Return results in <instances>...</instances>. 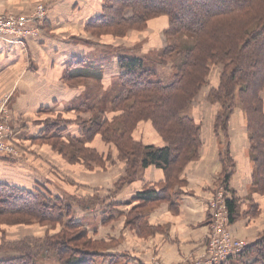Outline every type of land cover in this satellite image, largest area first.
I'll return each mask as SVG.
<instances>
[{"label": "trees", "instance_id": "16d2710c", "mask_svg": "<svg viewBox=\"0 0 264 264\" xmlns=\"http://www.w3.org/2000/svg\"><path fill=\"white\" fill-rule=\"evenodd\" d=\"M102 11L96 22L88 24L93 36L124 37L129 30L143 32L152 21L164 18L168 21L163 32L167 45L154 65L145 56L116 54L120 75L113 88L114 97L102 109H88L93 115L82 127L78 125L82 141H76L77 152L68 157L85 159L88 165L101 164L103 155L89 146L100 137L125 165L128 181L151 166L163 170L165 180L159 191L151 186L136 196L144 208L170 201L177 194L174 188L182 184L186 167L200 158L202 124L187 112L210 83L213 69L221 67L217 85L210 87L207 98L217 106L215 129L227 134L231 117L238 108L242 110L254 164L253 186L264 195V0H110ZM169 62L173 68L167 70ZM75 72L87 75L82 69ZM88 76L102 78V65L89 64ZM74 77L66 75L68 80ZM56 116L59 120L48 121L36 140L62 142L74 123L60 126L65 117ZM148 123L163 146L146 144L137 136L140 127ZM82 154L84 157L79 158ZM225 157L226 187L234 173V162L228 149ZM226 203L233 224L239 216L238 201L227 198ZM71 209L69 199L50 198L0 183V225L28 224L32 220L41 226L61 228L57 234L42 238L15 242L3 239L0 255H15L0 257V264H39V258L49 257L48 253H53L59 264H92L89 259L78 258L79 253L100 256L92 251L96 244L87 231H78L83 225L70 216ZM139 211L129 213V225L137 224ZM261 240L238 258L255 254L252 264H264Z\"/></svg>", "mask_w": 264, "mask_h": 264}, {"label": "crops", "instance_id": "0c3cea01", "mask_svg": "<svg viewBox=\"0 0 264 264\" xmlns=\"http://www.w3.org/2000/svg\"><path fill=\"white\" fill-rule=\"evenodd\" d=\"M16 1L0 0V13H9L13 5V8H16ZM46 3L50 5L49 14L43 23L44 31L49 35L47 38L44 37L38 42L28 40L29 42L26 43L9 46L0 42V104L6 101V97H4L6 93L13 95L18 88L19 92L16 93V99L13 101L12 111L25 112L22 117H19L21 129H24L22 124L24 121H26L24 123L26 129V126L30 127L28 121L36 120L34 124H38L37 128L31 129L36 132L31 137L32 144H35L36 141L40 142L36 140V137L44 129L43 126L39 128L42 122L51 119L54 114L63 115L60 111H56L59 106L77 101L82 97L81 89L74 88L70 92L61 89L63 81L58 80V77L66 71L80 70L88 62H95L102 65L104 88L108 89L112 80H115L114 86L118 84L120 75L116 59L117 53L112 55L111 61H109L108 55L117 51L114 49H118V47L126 50L118 44V41V45H116L113 43L114 40L107 37L94 38L92 34H88V38L83 36L82 32L85 31L89 21H93L99 16L97 13L100 12L102 3L98 5V9H96L97 6L88 5L83 11L76 10V4L70 0H48ZM26 4L21 7L18 5L20 10H16L14 13L28 14L27 11L30 7H27ZM87 14H89V18L87 17V21L84 22ZM155 24H158V28ZM167 25L168 21L162 18L151 22L148 27L157 37L160 46L164 42L163 31ZM79 30H81V34H78ZM76 34L88 40V45L92 49L78 46L67 39V36ZM145 36L147 37L146 34ZM57 42L62 43L59 45L56 44ZM157 43L150 42L147 45L149 51L160 47L156 48ZM95 44L102 48L98 50ZM52 46L55 48L51 49ZM105 46H111L113 49H103ZM14 49L17 51L12 54ZM126 51L130 55H142L133 50ZM80 56L87 58L76 61L77 63L72 60L71 65L68 63L73 57ZM85 72L88 75V71ZM49 76L56 77L58 82L54 84L55 80L52 82ZM107 76H110L109 82H105ZM44 78L45 81H43ZM64 81L66 80L64 79ZM29 83L32 85L28 86ZM64 83L69 85V81ZM47 84L50 85V89L43 93V86ZM202 92L203 90L187 112L189 116L202 124L200 158L186 167L181 178L182 184L174 188V192L177 194H174L168 202L151 204L144 208V205L136 197L147 187L162 184L165 180L163 170L155 166L148 167L140 173L136 180L125 183V165L116 161V157L112 158L111 156L103 158L98 172L95 169L98 168L95 167L96 164L91 166L95 170L89 171L88 164L84 162H81L77 167H71L72 165L66 160L58 158V161H53V166L59 165L61 167L59 171L63 173L66 170L67 176H63L65 179H62V175L57 170H51L52 180H48V186L38 183L39 187L36 186L38 191L15 184L14 182H20L22 177L16 172H9L6 169L13 165L0 163V169L6 170L4 180H0V182L11 186H20L33 192L47 190L45 195L56 199L75 198V194H69L67 184L76 187L74 191L84 189V199L80 200L82 204H79L81 207L72 204L71 212L76 216L71 214V217L86 224L89 238L96 244L92 251L97 252L100 256L96 264H182L188 260L201 258L204 254L206 239L211 227L209 202L223 186L224 158H226L225 152L228 149L234 162V174L229 181L228 189L238 201L239 209V218L230 224V230L236 238L248 240L251 246L260 239H264V196L252 186L254 164L251 160L246 121L244 122L243 115L241 117L237 112L231 117L227 134L222 133L220 129L216 130L215 119L218 111L217 109L203 111L207 106H203L206 98L204 95L199 102ZM82 105L84 103L80 106ZM85 112L88 113V111ZM26 114L33 118H25ZM87 121L88 117L85 118V122ZM74 129H76V134L73 138L76 141H82V129L78 125H72L65 133L62 142L65 143L70 139ZM20 132L23 131L20 130ZM137 136L142 138L146 144L163 146L150 123L142 125ZM96 141L102 143L101 149L93 146ZM42 142L44 143H40L45 145L50 140L44 139ZM41 144L38 146L40 147ZM91 146L101 155L107 153L106 145L99 137L91 143ZM54 149L50 148L53 155ZM56 152L58 151L56 150ZM109 165L115 166L110 168ZM77 172H81L82 176ZM99 172L102 173L98 178L93 177ZM22 175L24 177L33 176L26 175V173ZM156 189L160 190L158 187ZM75 193L80 194V190ZM133 209H140L138 212L140 218L134 226L127 223V217ZM36 225L44 228L43 233L37 237H44L47 227ZM60 229L57 228L56 232ZM244 258H232L227 264H252L253 259L244 261Z\"/></svg>", "mask_w": 264, "mask_h": 264}, {"label": "rangeland", "instance_id": "374dc122", "mask_svg": "<svg viewBox=\"0 0 264 264\" xmlns=\"http://www.w3.org/2000/svg\"><path fill=\"white\" fill-rule=\"evenodd\" d=\"M47 1L48 0H17L16 3L14 2L17 5V6H15L16 8H13V6H14L13 5L12 6L13 10L11 8V11L9 13H14V11L20 10L19 7H21V6H23V4L27 3L26 4L27 7H30L28 9L29 11H27L28 13L31 12L32 10H34L37 5H44L47 8V11L49 14V6L50 5H48L46 3ZM70 1L73 4H76L75 9L78 11H80V10L83 11L86 8V6H88V5L93 6V7L97 6L96 9H98L99 8L98 5L100 3H102V5H101L102 8H101L100 12L97 13L99 15H102V13H103L102 9L104 7V4L105 3L108 4L110 0H102V2H101V0H70ZM18 5H20V6L18 7ZM80 8H82V9H80ZM88 15L89 14H87L86 18L84 19V22L87 21V17L89 18ZM96 21H97V19H95L93 21L90 20L89 22L92 23V22H96ZM154 21H156V20H154ZM154 21H152V22H154ZM155 25L158 28V24H155ZM44 27H45V25H43V29L41 28L40 34L38 37L28 39V40H35L36 42H38V41H41L44 37L47 38V36H49V35L46 33V31H44L45 30ZM92 31H93L92 29H88V25H87L85 31H83L82 34L84 37L88 38V36H89L88 34H90ZM77 32H78V34H81V30H79ZM144 32H147V33H144ZM145 34L147 35V37L145 36ZM93 37L94 38H102V37L106 38L107 37L111 40H114L115 42H113V43H115L116 45L119 44V45L123 46L124 49H126V50H133L134 52L136 51V52L142 54L140 56H145L147 61H149L151 63H153L154 60L159 59V54L163 51L164 47L167 45V41H166L165 37H163L164 42H162V44L163 43L164 44H163V46H162V44L160 46V43L158 42L157 37L153 34L152 30L148 29V28L145 29L143 31V33L140 31L129 30L124 37H122V36L116 37V36H112V35L99 36V37L93 36ZM125 38H127V39H125ZM67 39L71 40L72 43H75L78 46L85 47L87 49L88 48L92 49V47L90 45H88V40H85L84 38L79 37L77 34L73 35V36H67ZM121 39H125V40H121ZM28 40L25 41L24 43L29 42ZM49 40H50V38H49ZM117 41H118V44H117ZM152 41H154V44H156L158 42L157 45H155L156 48L158 46H160V47H158L156 50L149 51V49L147 48L148 47L147 45H149V43ZM61 43L62 42H57L56 44L60 45ZM113 43H110V44H113ZM178 44L180 47L186 46V45H182V43H178ZM17 45H19V44H17ZM91 45H93V43H91ZM95 45L98 47V50H100L99 48H102L98 44H95ZM54 48H55V46H52L51 49H54ZM106 48L113 49L111 46H109V47L105 46L103 49H106ZM114 50H117L118 52L113 51V52L109 53L110 54V55H108L109 61L112 60V58H113L112 55L114 53L128 52L126 50H122L120 47H118V49H114ZM16 51L17 50L14 49L12 51V54L15 53ZM96 52H98V51H96ZM85 58H87V57H85V56L73 57L71 60L68 61V63L71 65L72 60H74V62H76V61H80V60H85ZM89 64L90 65L93 64L94 66L101 65V64H97L95 62L94 63L88 62V64L86 66H84L82 69L85 71H88V65ZM153 65H154V63H153ZM170 67L173 68V64H171V62L168 63L167 70ZM76 70L77 69H75L71 72L66 71L62 75H60V77H58V80L60 79L61 81H63L62 86H60V88L63 89L64 91L70 92L74 88H76V89H81L83 92L82 97L79 100L74 101V102H70V103H65L64 105L59 106L57 108L56 111H58V112L60 111L61 113H63V115L65 117L64 120H61L62 124L60 126L74 123L73 125H76V126L79 125L80 127H82L84 122H85V118L88 117V119H89L93 115L91 113H86L85 111H89L88 110L89 108L90 109L92 108L94 111H96L97 109H102L103 106L105 104H109L111 99L114 97V92H113L114 91L113 90L114 83L113 82L115 80L111 81L109 88L110 87H112V88H110V89L108 88L109 89L108 90V89L104 88V82H103L104 78L103 77L102 78H96L94 76L79 74V73L75 72ZM164 70L165 69L161 70L160 73L164 72ZM220 72H221V67L213 69V72H212L210 79H209L210 83H208L207 86L204 87L203 92L201 94V97L199 98V102H200V99L203 98L202 97L203 95H204V97H206L205 101L203 102V106L206 105L207 107L203 111H212V110L217 108V106H213L212 104H210L207 101V98H208V92L210 90V87L215 86L217 84ZM68 73H69V75L73 74L76 77H74L72 80H68L67 79L68 77L66 78V75L69 76ZM166 73H167V71H166ZM82 75H84V76H82ZM49 78H51L52 82L55 80V82H53L54 84H56V82H58V81H56V79H57L56 77L49 76ZM64 79L66 81H64ZM109 80H110V76H107L105 79V82L106 81L109 82ZM43 81H45V78L43 79ZM67 81H69V85H68V83L67 84L64 83ZM112 83H113V85H111ZM31 85H32L31 83L28 84V86H31ZM48 89H50V85L49 84L44 85L43 86V93L46 92ZM85 91H86V93H85ZM18 92H19V90L17 88L16 92L13 95L11 93H6V95L4 96V97H6V99H5L6 101H3L0 104V107H1V105L5 102L7 105V108H8V112L10 114V119H9V121H7L8 123H6V124L3 123L5 126V130L2 128V123H0V128H2V129H0L1 130L0 131V147L3 149V152L0 153V163H7V164L13 165L12 167H9L6 169L9 172L10 171L13 173L16 172L20 177H22V179H20V182H14L15 184L27 186L31 189H34L35 191H38L36 188V186L39 187L38 183H41L42 185L48 186V180L49 181L52 180V176H51L52 171L51 170H55V171L57 170L59 172V174L62 175V179H65L63 176H67L66 170H64L63 173H61V171H59V170H61V167L59 165L53 166L54 160L58 161L59 159H64L70 165H72L71 167L79 166L81 164L80 160H82L85 164H88V161L86 162L85 159H74L73 160V159H70L68 157V156L72 155V153L77 152L76 140L73 138L76 134V129L72 130V135L70 136V139H68V141L65 143H62L61 141L54 140V141L46 142L45 145L44 144L42 145L41 143H44V142H42V140H39L41 143L36 141L35 144L34 143L32 144L31 137L34 136L36 132L32 131L31 129L37 128L36 126H38V124H34V122L36 120L28 121L27 123L30 124V127L27 128V126H26V129H25L24 123H26V121H24V123H22L24 125V129H21V124H20L21 119L19 117H22V115L25 112L12 111V109H13L12 106H14L13 101L16 99V93H18ZM7 94H9V95H7ZM41 95H42V93H41ZM39 97H41V96H39ZM263 98H264V93H263ZM82 103H84V105L80 106ZM237 112H238V115H240L241 117L243 115V117H244V114L240 108L237 109L236 113ZM77 114H80L81 116L77 115ZM25 118H33V117L30 116L29 114H26ZM58 120L59 119L54 114V115H52L51 119L42 122L39 125V128H41V126L45 127V125L48 121H49V123H51L53 121L57 122ZM64 121H66V123ZM244 122H245V120H244ZM70 127L71 126H69V128ZM20 130H22L25 133L24 134H23V132L21 133ZM96 138H98V137H96ZM91 143L89 144V146L92 148ZM39 144H41L40 147L38 146ZM104 144L106 145L105 149L107 150V153L104 154L102 157L103 158L105 156H111L112 158L116 157V161L120 162L118 160V157L116 156L114 148L112 146L108 145L106 142H104ZM55 145L59 146V148L54 149L53 147ZM93 146L98 147L99 149H101L103 147V145L100 141H96L93 144ZM60 147H62V150ZM50 148L55 150V151L53 150L54 155L50 152L51 151ZM56 150L58 152H56ZM83 157H84V154H82L79 158H83ZM90 164L87 165L89 171H94L96 169L98 172V170L101 168V164L95 163L96 164L95 167H98V168H95L93 170L92 169L93 167H91V166H93L94 163H92L91 166H90ZM113 166H115V165H109L110 168H112ZM5 172H6V170L0 169V180H4V173ZM24 173H26V175H33V176H30V177L25 176L24 177L22 175ZM100 173H102V172H99L97 175H95L93 177L98 178ZM125 173H126V167H125ZM77 174L82 176L81 172H77ZM89 177L92 178L91 176H89ZM124 181H125V183L133 182V181L127 180V174H125ZM252 182H253V180H252ZM228 184L226 185V187L223 184V186L217 191V193L219 191H222L225 194L226 199L227 198H234L232 193L228 189ZM57 185L60 186L59 184H57ZM252 186H253V183H252ZM60 187H62V186H60ZM66 187L68 189L69 194L70 193L75 194L74 195L75 198L69 199V202L73 205H78L79 207H81L80 205L82 204V202H80V200L84 199V196H83L85 194L84 189H82V188L77 189V190H80V194H81L80 195V194L75 193L77 191V190L74 191L76 187H72L68 184L66 185ZM157 187L159 189L161 188L160 185L156 186V188ZM84 188H86V187H84ZM253 189H255L254 186H253ZM255 190H257V189H255ZM40 192L43 194H47V190H45V192H43V191H40ZM214 196H213V198H214ZM262 196H264V195H262ZM78 197H81V198H78ZM76 198H78V199H76ZM209 204H210V202H209ZM71 214L73 215L74 213L71 212ZM74 215L76 216V214H74ZM87 215H88V212H87ZM82 217H78V218H82ZM238 218H239V216H238ZM84 221L86 222L85 219H84ZM36 224H38V223L31 220V222H29L28 224L25 222H22V223L14 224V225H9V224L0 225V243L2 242L3 239L5 241H8V242L9 241L15 242V241H22L24 239L37 238V236H40L43 233L44 228H41L40 226H38ZM82 225H83V227H82L83 229L79 228L78 231L82 232V231L86 230L88 237H89V233H88L86 224L82 223ZM45 227H47V231L45 233V236L46 235H55L59 232V231L56 232L57 229L51 225H46ZM228 230L230 231L231 235L234 238H236L232 234L230 227H228ZM213 233H214V229L212 227H210V233L206 239V244L204 247L205 248L204 254L207 253V251H208V244H209L210 238H211ZM236 239H238V238H236ZM88 240H89V238H88ZM240 240H244V239H240ZM244 241L249 242L248 240H244ZM261 241H264V239L262 238ZM72 247H74V246H72ZM75 247H77V246H75ZM87 249H90L89 251H91L92 248H90V246H89ZM14 255H15V253L7 254V255L1 254L0 257L5 258V257H9V256H14ZM47 255H50V256L49 257L45 256V255L42 256L41 258H39V261L37 263H39V264H59V262H58L59 259L56 258L53 253H48ZM254 256H255V254H250L244 258V261H251V259H253V261H254ZM78 258L79 259L85 258V261H88V259H89V261L92 264H96L98 262V259H99L98 256L95 257V256L88 255L86 253H79ZM231 259H229L227 262H229ZM227 262L225 264H227Z\"/></svg>", "mask_w": 264, "mask_h": 264}, {"label": "built area", "instance_id": "2783aa9c", "mask_svg": "<svg viewBox=\"0 0 264 264\" xmlns=\"http://www.w3.org/2000/svg\"><path fill=\"white\" fill-rule=\"evenodd\" d=\"M47 16L48 11L44 5H37L28 14L0 13V42L9 46L22 44L28 39L38 37ZM9 119L10 114L4 102L0 107V123L4 130L3 123H8ZM1 152L3 149L0 147ZM226 201L222 191L216 192L210 201V223L214 233L210 238L207 253L201 258L188 260L182 264H225L229 259L238 257L250 246L248 242L234 238L228 230L230 222Z\"/></svg>", "mask_w": 264, "mask_h": 264}]
</instances>
